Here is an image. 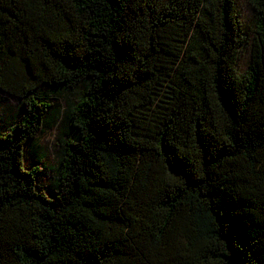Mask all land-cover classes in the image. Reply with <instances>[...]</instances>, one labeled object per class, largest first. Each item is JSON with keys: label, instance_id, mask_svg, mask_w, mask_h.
Returning a JSON list of instances; mask_svg holds the SVG:
<instances>
[{"label": "trees", "instance_id": "obj_1", "mask_svg": "<svg viewBox=\"0 0 264 264\" xmlns=\"http://www.w3.org/2000/svg\"><path fill=\"white\" fill-rule=\"evenodd\" d=\"M0 0V264H264V0ZM245 53V62L241 61ZM82 87L53 191L24 167Z\"/></svg>", "mask_w": 264, "mask_h": 264}, {"label": "rangeland", "instance_id": "obj_2", "mask_svg": "<svg viewBox=\"0 0 264 264\" xmlns=\"http://www.w3.org/2000/svg\"><path fill=\"white\" fill-rule=\"evenodd\" d=\"M238 16L240 25L246 30L251 29V22L244 9V3L239 0ZM245 53L241 61L246 60ZM83 86L69 91H55L51 88L40 86L36 94L42 101L49 105L45 121L37 136L25 145L24 167L37 168L36 178L38 188L43 192L53 191L56 188L58 177V159L64 140L70 136L66 122L65 110L68 104H73L81 95ZM21 100L16 96L0 90V130L8 128L20 115Z\"/></svg>", "mask_w": 264, "mask_h": 264}]
</instances>
